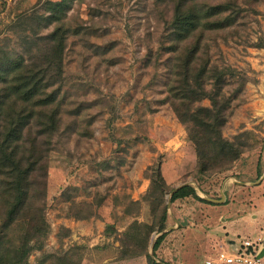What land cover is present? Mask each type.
Instances as JSON below:
<instances>
[{"label": "rangeland", "instance_id": "374dc122", "mask_svg": "<svg viewBox=\"0 0 264 264\" xmlns=\"http://www.w3.org/2000/svg\"><path fill=\"white\" fill-rule=\"evenodd\" d=\"M46 1L0 0V46L22 53L21 34L36 37L52 30L56 24L37 28L32 15L21 18L46 13ZM175 1H69L60 21L68 36L59 96L65 106L62 128L52 138L46 177L37 175L33 186L37 193L41 179L46 180L48 231L31 240L28 264H148L147 255L187 264L177 254L182 233L175 229L184 209L193 221L196 197L172 202V192L190 185L203 197L219 199L228 175L255 182L250 187L259 184L264 173V0H193L202 12L217 2L230 4L226 14L232 22L206 31L202 59L228 72L225 92L232 100L224 136L250 144L231 168L211 175L198 172L187 127L167 102L176 63L175 53L166 49L174 41ZM24 21L23 27L13 28ZM201 104L209 106L210 99ZM248 153L254 161L246 157L247 172L236 174ZM159 166L173 189L164 196L151 187ZM41 201L33 200L35 205ZM164 204L166 227L157 233ZM4 213L0 193V225ZM202 215L197 212L196 224L182 222L199 230ZM213 225L207 229L215 230Z\"/></svg>", "mask_w": 264, "mask_h": 264}, {"label": "trees", "instance_id": "16d2710c", "mask_svg": "<svg viewBox=\"0 0 264 264\" xmlns=\"http://www.w3.org/2000/svg\"><path fill=\"white\" fill-rule=\"evenodd\" d=\"M69 1L48 0L45 2L48 14L33 11L21 17L23 20L32 15L30 19L37 20V28L56 24L36 37L21 34L22 53L9 49L8 44L0 46V193L5 204L0 225V264H28L31 240L48 231L46 180L41 179L37 193L33 186L38 184L37 175L46 177L52 138L62 128L65 106L59 96L65 86L68 36L67 27L60 21ZM228 9L229 3L217 2L202 12L193 0H176L171 25L174 41L166 47L175 53L176 61L167 102L187 127L202 175L231 168L250 147L247 141L224 136L232 100L225 92L228 72L217 68L211 60L202 59L206 31L223 29L232 22L226 14ZM25 24V21L16 23L13 28ZM205 98L210 99L209 106L201 104ZM154 172L152 191L160 192L161 196L171 193L173 189L168 188L160 166ZM190 195L200 198L192 186L184 185L172 193L171 201ZM35 197L42 200L39 205L34 204ZM166 220L164 204L157 233L164 231ZM165 236L163 232L157 237L154 253ZM147 259L148 264H169L150 255Z\"/></svg>", "mask_w": 264, "mask_h": 264}, {"label": "crops", "instance_id": "0c3cea01", "mask_svg": "<svg viewBox=\"0 0 264 264\" xmlns=\"http://www.w3.org/2000/svg\"><path fill=\"white\" fill-rule=\"evenodd\" d=\"M246 157H248L247 160L254 161L251 153L246 154L243 161L236 166V174L247 172L244 169ZM254 171L258 172L257 165ZM254 171L250 172V176L254 174ZM258 182L259 184L256 183L250 187V183L255 182L228 175L223 186L219 189V199L203 197L196 191L200 200L197 201L192 197L195 201L191 206L195 210L193 221L185 216V209L183 217L177 220L178 226L175 230L183 235L176 240L179 259L186 261L187 264H204L211 260L208 257L215 256L212 259L214 260L220 250L225 249L228 252H233L239 247L242 239L253 238L264 233V173ZM188 197L187 199H189ZM202 199L204 202H201ZM196 211L203 213V218L199 222L201 228L199 230L195 227H192V230L188 229L191 228L190 224L185 226L183 222L188 220L192 224H196ZM213 215L215 216L213 217ZM212 225L215 230L207 229ZM170 228L174 229L175 227L171 226ZM262 253L264 263V248Z\"/></svg>", "mask_w": 264, "mask_h": 264}, {"label": "built area", "instance_id": "2783aa9c", "mask_svg": "<svg viewBox=\"0 0 264 264\" xmlns=\"http://www.w3.org/2000/svg\"><path fill=\"white\" fill-rule=\"evenodd\" d=\"M264 248V233L253 237L244 238L239 247L228 252L220 250L214 260L206 261L207 264H264L262 250Z\"/></svg>", "mask_w": 264, "mask_h": 264}, {"label": "water", "instance_id": "95a60500", "mask_svg": "<svg viewBox=\"0 0 264 264\" xmlns=\"http://www.w3.org/2000/svg\"><path fill=\"white\" fill-rule=\"evenodd\" d=\"M182 186H184V185H182ZM182 186H180V187H182ZM180 187H177L174 191H176V190H177L178 188H180ZM174 191H173V192H174ZM173 192H172V193H173ZM171 195H172V194H171ZM262 254H263V253H262Z\"/></svg>", "mask_w": 264, "mask_h": 264}]
</instances>
